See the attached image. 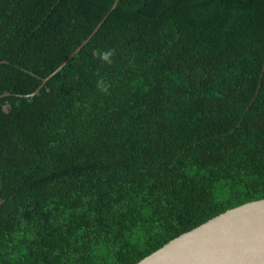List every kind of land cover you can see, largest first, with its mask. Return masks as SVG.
Instances as JSON below:
<instances>
[{
	"label": "trees",
	"instance_id": "16d2710c",
	"mask_svg": "<svg viewBox=\"0 0 264 264\" xmlns=\"http://www.w3.org/2000/svg\"><path fill=\"white\" fill-rule=\"evenodd\" d=\"M112 3L0 0V264H134L264 198V0H118L25 96Z\"/></svg>",
	"mask_w": 264,
	"mask_h": 264
},
{
	"label": "water",
	"instance_id": "95a60500",
	"mask_svg": "<svg viewBox=\"0 0 264 264\" xmlns=\"http://www.w3.org/2000/svg\"><path fill=\"white\" fill-rule=\"evenodd\" d=\"M117 1L113 0L109 10L88 36L41 80L34 91L25 96L35 94L88 42L115 8ZM259 86L260 82L255 95ZM134 264H264V198L225 209L170 239Z\"/></svg>",
	"mask_w": 264,
	"mask_h": 264
}]
</instances>
